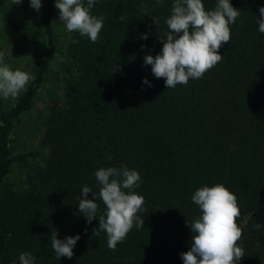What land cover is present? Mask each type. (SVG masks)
Returning a JSON list of instances; mask_svg holds the SVG:
<instances>
[{
    "label": "trees",
    "instance_id": "trees-1",
    "mask_svg": "<svg viewBox=\"0 0 264 264\" xmlns=\"http://www.w3.org/2000/svg\"><path fill=\"white\" fill-rule=\"evenodd\" d=\"M55 2L41 0L37 12L29 0H0V38L20 34L43 51L27 91L0 96V264H19L21 252L36 264H184L188 224L201 214L191 196L216 184L240 209L237 244L245 256L235 264H264V227H254L264 224V33L257 23L264 0H229L240 15L218 50L222 60L168 89L143 57L161 52L158 36L168 30L174 0H95L90 14L102 15L104 26L94 43L61 32ZM217 2L202 0L205 10ZM38 131L37 146L16 150L15 135ZM101 167L141 176L133 191L144 197V227L134 226L115 251L104 231L92 234L106 208L94 175ZM84 185L99 205L91 223L76 200ZM55 231L58 239L79 234L71 259H56Z\"/></svg>",
    "mask_w": 264,
    "mask_h": 264
},
{
    "label": "clouds",
    "instance_id": "clouds-1",
    "mask_svg": "<svg viewBox=\"0 0 264 264\" xmlns=\"http://www.w3.org/2000/svg\"><path fill=\"white\" fill-rule=\"evenodd\" d=\"M94 3L95 0H87V6H84L81 0L55 2L59 21L65 24L66 29L87 36L93 43L104 26L102 15L90 14ZM12 4L20 5L21 0H12ZM29 5L37 12L42 7L41 0H29ZM239 15V9L234 8L229 0H218L213 10H205L202 0H174L171 15L166 19L168 30L158 36L163 42L161 52L155 57L145 54L144 64L151 65L155 78H164L166 89L175 88L178 84L186 85L190 78H202L222 60L218 50L229 44V25L234 24ZM152 19L154 24L159 23L155 17ZM257 23L258 30L264 33V6L259 8ZM141 38L146 40L147 33L141 34ZM34 79L25 71L12 70L6 64L0 66V96L4 99L18 98ZM142 83L152 86L147 78H143ZM94 175L99 185V197L106 208L92 234L98 237L104 231L108 237V248L115 251L117 244L124 241L134 226L137 229L144 227L143 219L138 215L144 205V197L133 191L140 186L141 176L138 171L126 167H101ZM89 193H92L91 187L84 185L76 200L79 213L91 223L97 219L99 205L94 196L88 199ZM191 200L199 206L201 214L191 225L187 223L192 239L189 250L180 254L184 264H235L240 261L245 255L243 247L237 244L242 237V230L236 223L240 216L237 197L225 186L216 184L198 188ZM254 227L260 229L264 224L256 223ZM79 239V234L58 239L57 231L53 232L51 247L56 259H71ZM19 264H36V258L30 252H21Z\"/></svg>",
    "mask_w": 264,
    "mask_h": 264
},
{
    "label": "rangeland",
    "instance_id": "rangeland-1",
    "mask_svg": "<svg viewBox=\"0 0 264 264\" xmlns=\"http://www.w3.org/2000/svg\"><path fill=\"white\" fill-rule=\"evenodd\" d=\"M65 31L66 26L63 27L61 32L65 33ZM25 37L26 36L20 34H14L4 39L0 38V57H2V60H0V66L6 64L12 70H22L29 73L34 68V66L37 65V61L40 60L41 53L43 52L41 51L42 48L37 47L28 39H25ZM54 65H58V63L55 62ZM42 97H44V92L42 93V91H40L38 94L39 101H41L40 99ZM31 114L34 116V113ZM23 125L21 126V129ZM25 135L26 134L24 133L23 136H21L19 133L15 135L17 138L15 139L17 140V143L15 144L16 150H22L24 145L33 147L38 145L37 139L39 131L34 134L27 133V137H25Z\"/></svg>",
    "mask_w": 264,
    "mask_h": 264
}]
</instances>
